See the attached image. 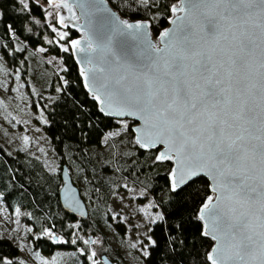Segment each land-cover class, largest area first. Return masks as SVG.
Masks as SVG:
<instances>
[{
    "label": "snow or ice",
    "instance_id": "1",
    "mask_svg": "<svg viewBox=\"0 0 264 264\" xmlns=\"http://www.w3.org/2000/svg\"><path fill=\"white\" fill-rule=\"evenodd\" d=\"M157 2L131 0L129 7L150 9ZM18 3L31 11L26 0ZM168 7L175 16L172 26L155 39L150 21L118 18L109 21L98 44L86 37L93 55L85 57L81 75L99 114L115 126L103 140H126L138 154L150 156L153 166L166 167V195L178 202L197 181L203 183L195 219L198 235L209 242L206 264H264V0H178ZM59 23L67 27L62 16ZM124 35L142 44L135 60L122 58L112 47ZM67 36L60 33L61 40ZM61 48L86 51L80 40H67ZM67 199L74 211L80 207L71 195ZM157 215L168 223L163 213ZM171 219L179 221L176 213ZM183 227L170 225L174 233ZM45 233L54 243H77L51 229ZM145 236L141 251L149 256L147 249L157 241ZM175 240L170 237V245ZM80 252L98 264L96 251ZM0 264L25 261L0 254Z\"/></svg>",
    "mask_w": 264,
    "mask_h": 264
},
{
    "label": "trees",
    "instance_id": "2",
    "mask_svg": "<svg viewBox=\"0 0 264 264\" xmlns=\"http://www.w3.org/2000/svg\"><path fill=\"white\" fill-rule=\"evenodd\" d=\"M107 1L123 17L150 21L155 36L166 25L168 6L176 0H158L150 9L139 5L129 7L131 0ZM27 3L30 4V12L21 10L18 0H0V13H3L0 19V55L8 69L19 67L22 76L27 73L25 54L30 48L44 47L48 54L60 58L63 83L58 95L43 108L46 118L43 132L58 162L78 169L80 175L71 177L73 183L80 188H89L96 195L95 201L99 206L96 213L87 208L88 216L84 220L66 214L57 198L59 175L47 173L37 159L24 161L25 155L22 153L11 155L0 141V192L3 193V201L9 210L18 208L27 212L28 216L23 220L34 233H40L39 236L27 233V239L45 255H52L58 249L73 251L78 247L84 248L69 227L77 222L81 236L101 235L105 240L104 226L110 224L106 205L111 194L127 184L146 191L154 207L159 204V208L155 209L168 220L167 224L158 220L151 225L149 235L157 241V246L149 248V256L140 258L141 264H206L209 242L198 235L199 223L195 220L196 210L204 195L203 183L197 181L178 202L166 195V167L153 166L150 156L138 154L126 140L121 143L118 137L106 140L105 145L100 147L103 136L115 126L101 116L94 102L89 100L70 53L63 52L53 42L56 33L52 28L57 27L46 22L44 8L34 1ZM7 25L12 26L11 31ZM65 32L68 34L67 40L75 36L73 31ZM93 148H97L95 154L91 152ZM99 160L105 161L98 163ZM83 200L85 202L86 198ZM173 213L178 215L179 221L171 219ZM175 222L184 225L178 233L170 228ZM115 227L122 232V226ZM45 229H51L60 239L70 241L76 238L77 243H54L46 235ZM172 236L176 240L170 245L169 238ZM179 240L183 243L176 242ZM0 254L19 258V249L15 243L0 236ZM98 254L106 255L104 251ZM75 255L78 264H87L85 255L76 252Z\"/></svg>",
    "mask_w": 264,
    "mask_h": 264
},
{
    "label": "rangeland",
    "instance_id": "3",
    "mask_svg": "<svg viewBox=\"0 0 264 264\" xmlns=\"http://www.w3.org/2000/svg\"><path fill=\"white\" fill-rule=\"evenodd\" d=\"M29 1L40 4L46 11V22L55 25V10L47 6L45 0H26ZM55 33L53 42L60 48L66 45L67 38L60 39V33H66L65 30L57 28ZM41 48L45 49L38 46L26 52L25 76L21 75L19 67L8 69L0 55V141L11 155L22 153L25 155L24 161L29 158L37 159L47 173L58 176L61 164L55 158L43 132L46 122L43 108L58 95L60 84L63 83L60 76L62 64L60 58L40 51ZM105 142L106 140L102 139L100 147H103ZM96 149H91L92 154L96 153ZM104 161L99 160L98 163ZM67 167L71 177L80 175L74 166L67 163ZM77 188L82 198H86V207L96 213L99 208L95 201L96 195L89 188ZM144 192L142 188H124L122 185L120 190L111 194L106 205L110 224L104 226L105 240L101 235L81 236L77 228H72V233L84 249L97 252L98 264H101L99 251H104L108 258L113 257L116 264H141L140 258L144 255L140 242L147 244L145 233L149 235L153 221L159 220V212L149 195H142ZM25 216H28L27 212L18 208L9 210L4 201H0V236L17 245L19 258L24 260L25 264H41L42 260L47 261V264H78L75 252L81 254V247L73 251L58 249L52 255H45L36 250L27 236L29 233L39 236L40 233H34L30 229L23 220ZM73 225L78 223L74 222ZM115 225L122 226L121 233ZM80 237L84 240H95L97 243L85 245ZM133 244L136 247H132ZM85 259L87 264H91L86 256Z\"/></svg>",
    "mask_w": 264,
    "mask_h": 264
},
{
    "label": "water",
    "instance_id": "4",
    "mask_svg": "<svg viewBox=\"0 0 264 264\" xmlns=\"http://www.w3.org/2000/svg\"><path fill=\"white\" fill-rule=\"evenodd\" d=\"M45 2L47 6L55 10V26L59 29L73 31L75 36L68 40H80L81 46L85 47L86 49L85 52L81 53L70 48L69 53L77 66L83 90L87 94L89 100L94 102L96 106L95 101L92 99L91 93L85 87V81L81 75V70L86 69L87 67V65L84 63L85 57L93 55V53L87 49L86 37L92 39L94 45L98 44L100 40L105 37L109 21L114 18L129 20L130 22L148 20H132L127 17H123L109 4L107 0H57V3L61 4V7L59 8L54 7L51 0H45ZM64 3H67L72 10L69 11L68 7H64ZM173 4H178V0H176ZM81 5H84V7H81ZM61 16L64 18L67 27L59 23ZM174 18V14L169 11V17L166 19V25L160 29L155 36L152 33L151 27L148 29L150 37L155 39L161 30L170 28L172 25L169 23V20ZM112 47L122 58L126 60H135L138 52L142 48V44L139 40L131 36L124 35L117 36L113 41ZM59 179L60 186L57 191V198L62 211L75 219H86L88 216V209L80 195L78 188L72 181L67 166L64 164L61 165ZM69 195L74 197L79 202L80 207L75 211L68 206L67 197ZM100 261L102 264H113L106 255H101Z\"/></svg>",
    "mask_w": 264,
    "mask_h": 264
},
{
    "label": "flooded vegetation",
    "instance_id": "5",
    "mask_svg": "<svg viewBox=\"0 0 264 264\" xmlns=\"http://www.w3.org/2000/svg\"><path fill=\"white\" fill-rule=\"evenodd\" d=\"M151 227V226H150ZM150 231V230H149ZM148 251H149V249H148ZM113 264H116V261H115V259H113V257L112 258H108ZM99 260H100V256H99ZM101 262V261H100ZM101 264H102V262H101Z\"/></svg>",
    "mask_w": 264,
    "mask_h": 264
}]
</instances>
